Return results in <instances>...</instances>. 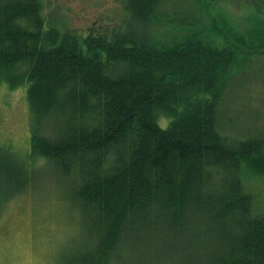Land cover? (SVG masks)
Instances as JSON below:
<instances>
[{
	"label": "trees",
	"instance_id": "16d2710c",
	"mask_svg": "<svg viewBox=\"0 0 264 264\" xmlns=\"http://www.w3.org/2000/svg\"><path fill=\"white\" fill-rule=\"evenodd\" d=\"M166 1L123 0L124 27L79 33L45 27L41 0H0V82L26 85L29 132L26 157L0 145L1 210L41 159L93 235L69 264H113L134 244L171 264H264V219L241 179L264 178V137L225 135L219 109L248 57H264V0L243 33L188 17L160 41Z\"/></svg>",
	"mask_w": 264,
	"mask_h": 264
},
{
	"label": "rangeland",
	"instance_id": "374dc122",
	"mask_svg": "<svg viewBox=\"0 0 264 264\" xmlns=\"http://www.w3.org/2000/svg\"><path fill=\"white\" fill-rule=\"evenodd\" d=\"M210 20L193 0H167L154 25L157 39H167L182 19L195 17L209 28L211 23L226 22L236 33H243L255 18L254 0H205ZM45 27L54 25L86 33L122 25L126 18L123 0H41ZM168 18H174L170 24ZM212 37V36H210ZM160 40V41H161ZM222 43V42H219ZM237 76V77H236ZM234 86L226 89L219 106L227 136L232 138L264 137V57L250 55ZM25 86L9 89L0 82V145H12L26 157L29 149L28 113ZM165 127L166 120L158 118ZM29 161V160H28ZM35 178L23 194L0 207V264H69L73 253L84 251L93 243L87 219L71 203L69 180L59 176L52 166L33 162ZM246 174V173H245ZM241 176L244 190L253 196L252 213L264 219V178ZM155 250L140 244L126 247L113 264H171ZM163 253L164 250L162 251Z\"/></svg>",
	"mask_w": 264,
	"mask_h": 264
}]
</instances>
